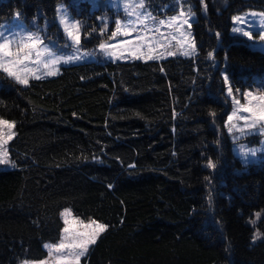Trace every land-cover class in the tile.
<instances>
[{"label":"trees","instance_id":"16d2710c","mask_svg":"<svg viewBox=\"0 0 264 264\" xmlns=\"http://www.w3.org/2000/svg\"><path fill=\"white\" fill-rule=\"evenodd\" d=\"M99 1L0 0V24L18 12L55 25L57 3L100 12ZM184 1L196 10L192 55L2 77L14 134L13 166L0 167V264L43 256L64 207L108 226L80 264H264V158L234 157L224 78L233 90L264 86V51L230 32L234 12L264 0Z\"/></svg>","mask_w":264,"mask_h":264},{"label":"rangeland","instance_id":"374dc122","mask_svg":"<svg viewBox=\"0 0 264 264\" xmlns=\"http://www.w3.org/2000/svg\"><path fill=\"white\" fill-rule=\"evenodd\" d=\"M140 2L141 0H104L101 3L100 0L99 3H91V8L100 7V12L85 10L83 8V6L86 5L85 3H73L74 7H72L69 4L59 2L56 4L53 17L55 25L53 22L49 24L47 21L42 22L34 19L28 21L22 16H19L18 12H16L9 20L3 21L0 24V26H2L0 27V31L22 34L28 32L36 33L44 41L45 45L51 49L54 55L60 56L61 58L69 56L81 57L80 59H74L69 63L104 59H147L148 55H152L155 57L154 59H160L168 57L169 51L175 53L171 56H188L183 54L185 50L190 53L189 55H192L196 51L195 40L191 28L192 20L196 16V10L193 7L194 3H188L184 0H173L174 3H163L161 6L152 8V6L146 3L145 0H142L144 7L141 8L138 6ZM168 5L172 6L174 9L169 12H163L164 8ZM58 7L62 9L59 15H66L70 24L79 22L81 43L78 47L68 39L63 30V26L60 25L59 15L57 13ZM129 12L133 14L129 15ZM181 12L184 13L183 16H180ZM172 17H177V20L172 22ZM233 17H240L241 21L234 24ZM93 18L96 19L94 20ZM140 20H143L144 23L141 24ZM117 21L120 22L121 26L119 27V30ZM130 21L135 22L134 26L136 31L132 32L131 35H125V31L131 30L132 25L129 24ZM160 21H164L165 23L161 25ZM185 21L187 22L185 23ZM231 22L230 32L232 34L245 37L250 46L264 51V40L260 39V33L261 31H264V8L249 7L234 12L231 16ZM125 25H128V28L123 27ZM234 27L242 28L244 31H250L253 38L249 39L247 36L243 35L242 32H234ZM157 28L160 30L159 33H153L150 31ZM114 32L117 33L115 37H113ZM160 33H163V36L167 37V39L165 40L161 37ZM137 35L148 38L155 35L157 40L164 44V47L156 45L151 52L145 47L141 52L138 50L141 41L135 39ZM101 43L111 45L112 47L109 48L108 51L114 52L116 57L123 58H114L106 55L105 51L99 48ZM13 50L15 51V48H13ZM136 56H140V58H135ZM64 64L68 63L61 62L56 65V74L60 72L61 67ZM29 67L32 69L31 72L26 76L22 73L23 78L27 80L36 75H39L40 77L51 76L47 75L48 69H46L43 64H31ZM2 77H8L16 81L3 71H0V84L2 82ZM224 78L226 84L225 92L230 102V107L225 117V129L231 139V148L234 157L240 160L241 163L244 164V167H246L247 163L260 162L264 158V131H261V128H264V124H257L253 129L247 128L246 121L240 119V117L248 116L249 113H245L241 109L243 107H253L257 105L259 103V97L264 96V86L261 84H255L254 86H245L243 89L237 88L236 90H233L228 80V76L225 73ZM229 89H231V95L229 94ZM248 93H251V95H247ZM253 97H256L257 99L254 100ZM236 101H239V104H237ZM234 112L236 115L233 116L231 121H229V116H232ZM0 119L14 124L13 120L1 115ZM233 125L236 127H233L232 131L229 132V128ZM238 128H243L245 130L244 133L242 134L238 131ZM3 131L6 138L8 129L4 127ZM12 133L14 134V127L12 128ZM3 150H7L8 153V143L0 148V151ZM251 152H255V155H252ZM12 166L13 161L7 154V163L0 164V167L4 168ZM65 210H67V213H70V215H67V213L62 215V213H65ZM60 214L63 220L60 236L55 241L44 242V247L45 245H56L60 243L61 237L64 235L62 230L66 226L64 223L66 218L69 221H82L84 224L90 223L91 221L104 224L102 221L95 219H83L80 216L73 214L69 207L62 208ZM71 226L83 230V226L79 223ZM45 249L46 253L43 256L23 259L16 264H24L25 261H27L28 264H41V262H43V264H55L54 257L49 255L50 249L46 247ZM80 262L81 258L79 264Z\"/></svg>","mask_w":264,"mask_h":264},{"label":"snow or ice","instance_id":"6c2138e0","mask_svg":"<svg viewBox=\"0 0 264 264\" xmlns=\"http://www.w3.org/2000/svg\"><path fill=\"white\" fill-rule=\"evenodd\" d=\"M138 6L141 8L144 7L142 0ZM61 11L62 9L58 7V15L61 13ZM132 14L133 13L129 12V15ZM183 15L184 13L181 12L180 16ZM176 20L177 17L171 18L172 22H175ZM240 21V17H233L234 24ZM186 22L187 21H185V23ZM59 23L63 26V30L68 39L71 40L72 43L78 47L81 43L79 22L70 24L66 18V15H59ZM140 23L143 24L144 21L140 20ZM164 23V21H160L161 25H163ZM129 24L132 25L131 30L125 31V35H131L132 32L136 31V28L134 26L135 22L130 21ZM117 25L119 30V27H121L119 21H117ZM123 27L128 28V25H125ZM150 31H152L153 33H159L160 30L157 28ZM233 31L242 32V34L247 36L249 39L253 38L250 31H244L242 28L234 27ZM116 34L117 33L114 32L113 37H115ZM160 35L165 40L167 39V37L163 36V33H160ZM135 39L137 41H141V44L138 49L141 52L145 47L148 48L149 52L153 51L156 45L164 47V44L160 43V41L157 40L155 35H153L151 38L141 37L137 35ZM260 39L264 40V31H261ZM111 47V45H107L105 43H101L99 45V48L105 51L106 55L112 56L114 58H123L116 57V54L114 52L108 51V49ZM13 48H15V51L13 50ZM174 54L175 53L171 51L168 52L169 56ZM183 54L189 55L190 53L185 50ZM211 55L212 54L209 53V56ZM80 58L81 57L79 56H69L66 58H61L60 56L54 55L51 49L47 45H45L44 41L36 33L28 32L22 34L15 32L6 33L4 31H0V71H3L9 77L14 78L20 84L28 83V80L23 78L22 73L26 76L29 72H31L32 69L29 67V65L31 64H43V66L48 69L47 75H55V67L57 64L61 62L69 63L74 59L78 60ZM135 58H140V56H136ZM154 58L155 57H153L152 55L147 56V59ZM34 78L40 79L41 77L39 75H36ZM229 94L231 95V89H229ZM247 95H251V93H248ZM253 99L255 100L257 98L253 97ZM236 103L239 104V101H236ZM241 110L245 113H249L248 116L240 117V119L246 121L247 128L253 129L257 126V124H264V96L259 97V103L257 105L253 107H243ZM235 115L236 113L234 112L232 116H229V121H231L233 119V116ZM4 127L8 129V134L6 138L5 133L3 131ZM13 127V123L0 119V148H2L3 145L7 144L8 141L13 138ZM233 127L236 126L233 125L232 127H230L229 132L232 131ZM237 130L240 131L242 134L245 131L243 128H238ZM261 131H264V128H261ZM7 154V150L0 151V164L7 163ZM251 154L255 155V152H251ZM208 167H215L211 160L208 162ZM66 213L67 210H65V213H62V215H65ZM67 215H70V213H67ZM256 215L257 217H259L260 213H257ZM64 223L66 226L62 230L64 235H62L60 243L56 245H45L46 248L50 249L49 255L54 257L55 264H79L80 258L87 253L89 246L95 244L98 237L108 227L107 225L97 223L96 221H91L90 223L84 224L82 221H69L67 218L64 220ZM76 223L81 224L83 226V230H79L78 228L71 226ZM257 238L258 237L254 235L253 240ZM24 264H28V262L25 261ZM41 264H43V262H41Z\"/></svg>","mask_w":264,"mask_h":264}]
</instances>
